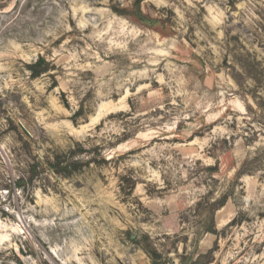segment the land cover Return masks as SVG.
I'll list each match as a JSON object with an SVG mask.
<instances>
[{
    "label": "rangeland",
    "instance_id": "374dc122",
    "mask_svg": "<svg viewBox=\"0 0 264 264\" xmlns=\"http://www.w3.org/2000/svg\"><path fill=\"white\" fill-rule=\"evenodd\" d=\"M0 264H264V0H0Z\"/></svg>",
    "mask_w": 264,
    "mask_h": 264
},
{
    "label": "water",
    "instance_id": "95a60500",
    "mask_svg": "<svg viewBox=\"0 0 264 264\" xmlns=\"http://www.w3.org/2000/svg\"><path fill=\"white\" fill-rule=\"evenodd\" d=\"M18 126H19L20 130H21L25 135H28V133L26 132V130L24 129V127H23L21 124H19Z\"/></svg>",
    "mask_w": 264,
    "mask_h": 264
},
{
    "label": "trees",
    "instance_id": "16d2710c",
    "mask_svg": "<svg viewBox=\"0 0 264 264\" xmlns=\"http://www.w3.org/2000/svg\"><path fill=\"white\" fill-rule=\"evenodd\" d=\"M19 181H20V179H19ZM17 187L18 188L20 187L19 184L17 185ZM208 231L211 232V233H215L214 230H208Z\"/></svg>",
    "mask_w": 264,
    "mask_h": 264
}]
</instances>
